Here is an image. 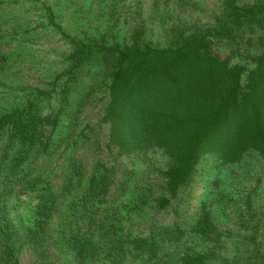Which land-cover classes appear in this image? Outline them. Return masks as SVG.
<instances>
[{
	"label": "trees",
	"instance_id": "obj_1",
	"mask_svg": "<svg viewBox=\"0 0 264 264\" xmlns=\"http://www.w3.org/2000/svg\"><path fill=\"white\" fill-rule=\"evenodd\" d=\"M33 1L40 3L49 24L70 45L65 58L67 75H75L92 50L108 59L110 81L100 119L108 130L106 147L121 158L160 152L165 166L159 174L171 197L190 181L207 154L228 166L255 152L264 163V49L249 55L254 39L264 46V0L249 4L222 0L214 16L220 24L211 22L201 29L185 28L173 20L165 31H199L180 33L173 44L145 41L144 30L137 28L128 42L109 47L66 34L55 21L52 7L42 0ZM74 1L62 3L72 11ZM242 26L259 35L243 45L236 40ZM218 41L231 42L237 52L242 50L244 61L231 63L219 51ZM55 87L53 81L49 91L35 89L26 105L0 110V197L8 196L22 205L41 190L32 223L24 228L23 236L7 214L1 218L0 263L20 264L26 247L47 254L34 264H95L100 259L131 264L138 258L160 264L164 241L153 234L133 236L121 223H113L114 217L101 206L110 190L113 167L97 164L86 178L81 175L76 194L70 188L76 167L70 162L62 167L61 183L51 184L37 164L32 169L35 173L25 172L30 162L59 150L53 137L60 111L51 115L39 110V103L50 100ZM61 92L68 95L67 89ZM2 201L1 212H5L6 201ZM168 204L164 196L157 200L159 207ZM247 205L251 206L248 201ZM192 232L208 243L221 238L204 205ZM176 264L239 263L211 251L181 253Z\"/></svg>",
	"mask_w": 264,
	"mask_h": 264
},
{
	"label": "rangeland",
	"instance_id": "obj_2",
	"mask_svg": "<svg viewBox=\"0 0 264 264\" xmlns=\"http://www.w3.org/2000/svg\"><path fill=\"white\" fill-rule=\"evenodd\" d=\"M1 1L0 110L26 105L35 89L49 91L51 82H56L51 99L41 101L39 110L51 115L60 111L53 137L59 150L30 162L25 172L32 175L37 164L44 168V176L48 175L51 184L61 183L62 167H68L70 162L76 167L70 187L76 194L81 175L86 178L97 164L113 167L110 190L101 206L114 217L113 223H121L133 236L153 234L164 241L166 247L160 264H176L178 255L184 252L211 251L239 264H264V163L259 156L248 152L238 164L223 166L214 155L207 154L197 164L190 181L171 197L159 174L165 166L160 152L121 158L106 147L108 130L100 119L110 81L108 59L92 50L78 72L67 75L69 62L65 58L70 45L49 24L40 3ZM42 1L52 7L55 21L66 34L109 47L115 42H128L137 28L144 30L141 32L145 41L173 44L178 34L199 31H165L168 24L176 20L192 29L205 28L211 22L220 24L214 16L222 0H76L72 11L62 0ZM256 1L238 0V3ZM257 35L259 31L242 26L236 40L244 45L246 39ZM218 42L219 51L230 57L231 63L244 61L242 50L237 52L231 42ZM256 42L254 39L249 44V55L264 49ZM64 89L68 95L61 92ZM40 192L39 189L37 195L30 196L22 205L8 196L0 197V224L7 214L20 226L19 234L23 236L24 228L32 223ZM161 196L169 198L167 206L157 205ZM2 199L6 201L5 212H1ZM203 205L221 234L217 243H208L192 232ZM44 255L47 256L24 247L20 264H34ZM146 261L138 258L131 264H150ZM95 264L110 263L100 259Z\"/></svg>",
	"mask_w": 264,
	"mask_h": 264
}]
</instances>
